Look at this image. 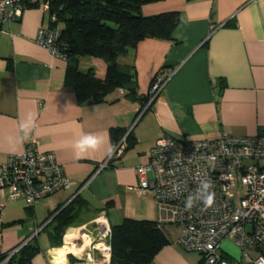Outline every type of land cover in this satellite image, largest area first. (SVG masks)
<instances>
[{
    "label": "crops",
    "instance_id": "0c3cea01",
    "mask_svg": "<svg viewBox=\"0 0 264 264\" xmlns=\"http://www.w3.org/2000/svg\"><path fill=\"white\" fill-rule=\"evenodd\" d=\"M141 10L145 15L176 10L180 21L175 41L145 38L117 58L121 66L135 71L138 96L149 93L154 78H164L137 117L138 102L124 95L122 88L98 104L77 101L72 88L64 84L68 61L50 55L34 40L37 29L49 25L40 5L25 6L19 19L1 24L0 163L33 139L39 150L55 153L73 182L69 189L39 198L31 207L9 199L7 191L0 189L1 252L32 236L36 239L41 232L46 234L44 227L54 215L78 196L83 201L80 212L62 237L73 250L60 254V247L67 244L62 241L53 247L46 234L43 246L36 240L39 252L28 264H52L55 258L61 264H74L69 262L70 256H83L89 264H106L109 259L101 257V250L91 248L99 238L93 221L100 212L104 211L109 225L125 217L158 218L151 192L136 189V167L148 162L158 137L212 139L221 134L264 133V0H152L143 3ZM77 65L93 67L102 77L106 64L100 58L84 56ZM29 113L36 116L35 127L25 136L20 123ZM113 128L126 129L135 143L127 144L121 156L98 169L117 144L112 140ZM83 133L98 134L103 143L77 155L73 145ZM159 227L169 243L150 264L199 261L196 252L184 250L177 242L179 225ZM174 227L178 233L169 236L165 229L172 232ZM221 253L229 261L239 259L238 249L232 250L228 239L221 243Z\"/></svg>",
    "mask_w": 264,
    "mask_h": 264
},
{
    "label": "built area",
    "instance_id": "2783aa9c",
    "mask_svg": "<svg viewBox=\"0 0 264 264\" xmlns=\"http://www.w3.org/2000/svg\"><path fill=\"white\" fill-rule=\"evenodd\" d=\"M25 1L0 0V27L20 18ZM39 5L46 11L49 25L40 26L34 40L50 55L65 59L57 43L60 26L51 25L56 22V15L49 12L47 1ZM163 81L160 76L153 81L149 90L151 98ZM125 137L126 133L98 169L107 167L113 157L122 155L126 148ZM136 175L137 191L151 192L157 203L158 226L179 225L177 242L184 250L200 255L196 264H264V133L221 134L212 139L162 135L150 149L148 162L136 167ZM204 182H210L211 205H206L200 195ZM72 185L55 153L39 150L33 139L21 152L9 154L0 163V189L7 191L9 199L22 200L28 207L37 199L67 190ZM189 196L193 197V205L187 209L185 201ZM93 222L98 230V241L104 248L99 249L101 257L109 259L110 225L104 211ZM225 239L231 240L238 249L237 261H229L221 253ZM97 246L96 241L91 248L98 249ZM105 263L109 264V260Z\"/></svg>",
    "mask_w": 264,
    "mask_h": 264
},
{
    "label": "trees",
    "instance_id": "16d2710c",
    "mask_svg": "<svg viewBox=\"0 0 264 264\" xmlns=\"http://www.w3.org/2000/svg\"><path fill=\"white\" fill-rule=\"evenodd\" d=\"M43 1L48 2L49 12L56 15V22L51 25L60 26L57 43L68 61L64 84L72 88L77 101L82 104H98L105 100L107 94L122 88L124 95L138 102L137 117L151 95H137L135 71L121 66L117 58L145 38L175 41V31L180 21L179 12L169 10L151 15L143 14L142 4L152 0ZM25 3L26 7L39 5L38 0H26ZM84 56L97 57L105 62L102 77L96 74L93 67H78V58ZM125 133L124 128H113L111 136L114 143ZM125 139L126 145L132 146L135 143L130 132H127ZM82 202L78 196L74 197L47 224L51 228L48 230L47 226L44 227L51 246L61 245L63 233L78 216ZM57 209L59 207L50 215ZM108 243L109 264H150L154 255L169 240L156 221L125 217L121 222L110 225ZM16 247L18 245L14 248ZM13 249L0 251V264H28L39 252L35 236L10 254ZM69 262L79 261L70 256Z\"/></svg>",
    "mask_w": 264,
    "mask_h": 264
},
{
    "label": "clouds",
    "instance_id": "9594fccd",
    "mask_svg": "<svg viewBox=\"0 0 264 264\" xmlns=\"http://www.w3.org/2000/svg\"><path fill=\"white\" fill-rule=\"evenodd\" d=\"M36 116L34 113H29L24 120L20 123L21 130L25 133V136L28 135L35 127ZM103 143V138L94 133H83L80 138L76 140L73 147L77 153L80 155L87 152L88 150H96ZM210 182H204L202 184V189L200 195L203 196L204 203L206 205H211L213 203V193L209 191ZM193 205V197L189 196L185 201V207L190 209Z\"/></svg>",
    "mask_w": 264,
    "mask_h": 264
},
{
    "label": "rangeland",
    "instance_id": "374dc122",
    "mask_svg": "<svg viewBox=\"0 0 264 264\" xmlns=\"http://www.w3.org/2000/svg\"><path fill=\"white\" fill-rule=\"evenodd\" d=\"M25 225H30V222H27V221H25ZM173 226V225H172ZM169 227V226H168ZM170 228V227H169ZM165 229L167 232V234L169 235V236H174V235H176L177 233H178V229L177 228H171V230H172V232L171 231H169L170 229ZM64 233H65V231H64ZM64 233H63V235H64ZM46 239H47V237H46V234L45 233H43V232H41V233H39V234H37L36 235V240H37V242H38V244H39V246H43V244L45 243V241H46ZM229 240V239H228ZM96 241H98V240H96ZM96 241H95V243H96ZM226 243H228L227 241L224 243L225 244V246H226ZM62 244V243H61ZM229 245H230V248L232 249V250H234V246H233V243H232V241L231 240H229ZM224 245L222 246L223 248L225 247ZM91 249V248H90ZM198 254V253H197ZM196 254V255H197ZM199 255V254H198ZM199 257H200V255H199ZM80 259L78 260L79 261V264H89V263H91L90 261H87L86 259H85V257H79ZM55 259H59V258H55ZM87 262H89V263H87ZM67 263V262H66Z\"/></svg>",
    "mask_w": 264,
    "mask_h": 264
},
{
    "label": "bare ground",
    "instance_id": "6f19581e",
    "mask_svg": "<svg viewBox=\"0 0 264 264\" xmlns=\"http://www.w3.org/2000/svg\"><path fill=\"white\" fill-rule=\"evenodd\" d=\"M66 243H68V244L64 245V247H60V249H59L60 254L63 251H71V250H73V248L70 247L69 242L67 240H66ZM97 247H99V249H101V250L104 249L102 243H99ZM75 252H76V250H75ZM52 264H61V262L59 261V259H56V261H52ZM74 264H79V263H74Z\"/></svg>",
    "mask_w": 264,
    "mask_h": 264
},
{
    "label": "water",
    "instance_id": "95a60500",
    "mask_svg": "<svg viewBox=\"0 0 264 264\" xmlns=\"http://www.w3.org/2000/svg\"><path fill=\"white\" fill-rule=\"evenodd\" d=\"M62 241H63L64 244H68V243L65 242L64 239H63ZM79 259H80V258H77V260H79ZM77 263H79V262H77Z\"/></svg>",
    "mask_w": 264,
    "mask_h": 264
}]
</instances>
